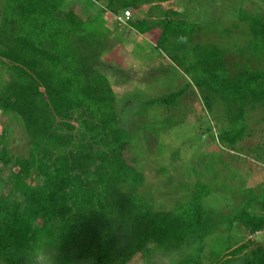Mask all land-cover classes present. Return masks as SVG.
I'll use <instances>...</instances> for the list:
<instances>
[{
    "label": "trees",
    "instance_id": "1",
    "mask_svg": "<svg viewBox=\"0 0 264 264\" xmlns=\"http://www.w3.org/2000/svg\"><path fill=\"white\" fill-rule=\"evenodd\" d=\"M84 1L6 2L0 61L12 77L0 83V115L22 128L28 151L26 158L13 155L2 129L0 163L10 174L8 193L0 195V264H129L138 254L142 264H264L261 246L250 249L248 241L232 247L229 239L219 246L224 251L216 262L202 258L206 238L223 229L222 217L201 203L210 192L191 193L176 208L157 202L156 210L139 201L136 192L146 184V166L155 171L160 182L155 185L166 181L156 153L138 146L131 124L138 104L126 101L118 107L107 75L114 68L102 61L104 36L110 30L115 35L118 27L91 15L98 10L124 18L118 25L149 39L154 48H181L186 66L178 55L174 61L187 69L191 84L141 104L174 109L194 86L208 110L216 103L225 106L229 127L215 143L231 151L238 152L235 146L249 135L246 112L264 106V70L250 68L244 47L238 49L241 61L227 64V48L199 42L202 28L187 15L161 8L176 0ZM144 6L151 18H133L131 10ZM126 12L132 15L125 18ZM240 18L248 25L247 48L257 59L264 15ZM207 25L211 32L214 24ZM254 204L264 211V194L246 196L237 210L224 212L227 230L238 225L249 236L261 234L264 214L252 213ZM40 252L51 254L52 261Z\"/></svg>",
    "mask_w": 264,
    "mask_h": 264
},
{
    "label": "rangeland",
    "instance_id": "2",
    "mask_svg": "<svg viewBox=\"0 0 264 264\" xmlns=\"http://www.w3.org/2000/svg\"><path fill=\"white\" fill-rule=\"evenodd\" d=\"M6 2L0 0V25L3 23ZM82 2L86 3L84 0ZM147 7L131 10L133 18H151L146 14ZM161 8L187 15L189 22L202 28L198 32L199 42L216 43L218 47L227 48L226 58L230 62L227 64L235 60L240 62L238 49L244 47V53L251 56L250 68L264 70V42H258L256 51L262 53L257 59L253 58L252 51L246 45L250 35L248 25L240 22L243 15H264V0H176L162 4ZM93 12L91 16L98 15L100 24L106 21L107 26L111 24L118 27L120 34L117 31L113 35L110 30L104 36L106 53L102 61L114 68L107 75L118 107L126 101L138 104L135 109L137 115L131 120L139 136L138 146L144 148L148 145L152 154L156 153L160 170H163L160 177L162 182L166 181L162 186L155 185L160 184L153 175L155 171L151 165L146 166V184L136 192L139 201L147 202L156 210L157 202H166V207L176 208L183 205L191 193L198 195L199 191H208L210 195L206 197L202 192L199 193V196L204 197L201 203L203 207L210 208V212L215 211L217 219L222 217L223 229L218 231L216 228V234L206 238L207 248L202 258L216 262L224 251L219 246L228 243L236 247L249 241L250 249L258 246L264 249V231L252 239L238 225L228 231V217L224 215V212L237 210L246 196L261 197L264 194V153L261 152L264 150V106L259 105L256 110L246 112L247 133L250 136L244 135L235 146L234 150L238 149V152L215 143L219 132L229 127L225 106L216 103L211 111L208 110L194 86L179 99L178 107L174 109L157 106L144 109L141 102L176 92L191 84L187 69L174 61L177 55L179 61L183 60V50L176 48L171 52L154 48L149 39L123 25L119 26L117 22H124V18L116 19L109 12L104 16L98 10ZM210 23L214 24L213 28L210 27L211 32L207 25ZM205 25L208 29H205ZM218 30L227 34L220 35L216 32ZM227 30L233 31L232 35ZM0 49L4 51V46ZM256 51L255 55L258 54ZM181 64L186 66L182 61ZM9 68L0 61V83L3 85L11 80L12 71ZM229 71L233 73V69ZM126 118L130 120L129 116ZM3 128L7 129L5 140L8 141L10 152L26 158L28 148L22 128L0 115V133ZM9 174V168H4L0 163V195L8 193ZM251 212L264 214L258 204H254ZM135 258L129 264H142L139 254Z\"/></svg>",
    "mask_w": 264,
    "mask_h": 264
},
{
    "label": "clouds",
    "instance_id": "3",
    "mask_svg": "<svg viewBox=\"0 0 264 264\" xmlns=\"http://www.w3.org/2000/svg\"><path fill=\"white\" fill-rule=\"evenodd\" d=\"M258 235H260V234H256L254 236H249V239H252L253 237L258 236ZM45 255H47V260L48 261H52V255L51 254H46L44 252H40L39 253V256H41V257H44ZM41 264H46V262L42 260ZM53 264H54V262H53Z\"/></svg>",
    "mask_w": 264,
    "mask_h": 264
},
{
    "label": "built area",
    "instance_id": "4",
    "mask_svg": "<svg viewBox=\"0 0 264 264\" xmlns=\"http://www.w3.org/2000/svg\"><path fill=\"white\" fill-rule=\"evenodd\" d=\"M130 14H131L130 12H126V13L124 14V16H126V17H130V16H131Z\"/></svg>",
    "mask_w": 264,
    "mask_h": 264
},
{
    "label": "crops",
    "instance_id": "5",
    "mask_svg": "<svg viewBox=\"0 0 264 264\" xmlns=\"http://www.w3.org/2000/svg\"><path fill=\"white\" fill-rule=\"evenodd\" d=\"M145 7V6H144ZM137 258V257H136ZM136 258H135V260H136ZM131 263V262H130Z\"/></svg>",
    "mask_w": 264,
    "mask_h": 264
}]
</instances>
